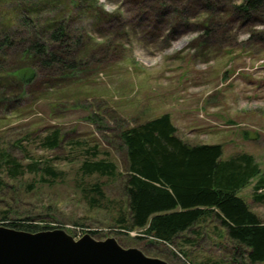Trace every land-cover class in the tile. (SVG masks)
<instances>
[{"label":"rangeland","instance_id":"1","mask_svg":"<svg viewBox=\"0 0 264 264\" xmlns=\"http://www.w3.org/2000/svg\"><path fill=\"white\" fill-rule=\"evenodd\" d=\"M99 3L122 17L109 27L88 31L87 37L100 45L107 40L104 36L113 40L112 32L118 30L123 35L116 44L120 54L104 58L95 53L85 60L83 73L65 83L50 89L33 83L28 91L7 92L10 108L0 105V152L5 150L26 169L34 162L40 169L17 180L0 171L5 183L0 191V225L27 222L63 229L74 238L80 234L96 240L115 238L123 247L138 248L149 257L189 264L179 249L172 252L151 239L139 238L137 231L126 234L118 228V208L127 206V156L120 132L168 114L184 141L222 144L225 160L250 154L260 167L259 178H264V16L260 12L258 18L239 15L234 20L220 12L215 21H209L219 22L220 28L207 30L201 24L202 17L208 19L206 13L198 14L188 28L171 25V16L165 14L160 26L149 28V23L140 25L143 19L135 15L136 9L143 8L138 3ZM236 3L219 0L225 8L217 5L214 12ZM9 64L1 69V76L23 67L20 62ZM56 130L62 131L60 147L46 149L45 137ZM86 160L112 162L119 176L85 177L81 166ZM47 166L59 173L56 181L45 173ZM259 178L238 195L264 221V204L253 200ZM95 185L105 194L100 206L91 204ZM28 219L32 221H24ZM197 229L199 237L187 233L178 242L189 259L194 264H231L234 246L220 223L209 218ZM185 239L194 242L185 243Z\"/></svg>","mask_w":264,"mask_h":264},{"label":"trees","instance_id":"2","mask_svg":"<svg viewBox=\"0 0 264 264\" xmlns=\"http://www.w3.org/2000/svg\"><path fill=\"white\" fill-rule=\"evenodd\" d=\"M131 1L143 7L136 9L135 15L143 19L140 25L149 23V28L153 24L160 26L165 14L171 16V25L188 28L198 14L206 13L208 19L201 18L206 29L220 28L217 21L213 25L209 23L215 21L220 12L228 13L227 17L234 20L239 15L246 18L264 16V0H243L239 7L216 12L217 5V8L224 6L218 4L219 0ZM115 14L105 11L99 0H0V72L8 63L11 66L17 62L23 64L19 70H6L7 76L0 75V105L10 108L11 102L5 97L7 92H25L26 88L28 91L33 83H44L47 89L65 83L72 75L83 73L82 65L95 53L99 52L104 58L118 56L120 50L116 44L123 37L118 30L112 32L113 40L104 36L107 40L100 45L87 37L88 31L109 27L122 17ZM90 42L94 47L92 51ZM101 63L98 61L99 65ZM44 78L47 80L43 81ZM119 138L127 156L124 177L127 206L118 208L116 221L122 232L137 231L141 234L139 238L151 239L172 252L179 249L182 257L194 264L178 242L187 233L199 237L197 226L215 218L234 246L231 264L264 263V221L238 195L260 176V167L253 156L242 153L225 160L222 144L192 145L179 137L168 114L123 129ZM62 139V131L56 130L45 137L43 145L56 150ZM0 171L17 180L28 171L37 173L40 169L36 162L26 169L14 156L2 150ZM81 171L85 177L119 176L117 166L105 160H86ZM45 173L53 181L59 178V173L51 166H47ZM4 187L0 179V191ZM263 190L264 178L260 177L253 191V200L258 204H264ZM92 192L91 204L100 206L106 200L102 187L95 185ZM10 224L7 227L32 233L56 229L27 222ZM185 240V243L194 242Z\"/></svg>","mask_w":264,"mask_h":264},{"label":"water","instance_id":"3","mask_svg":"<svg viewBox=\"0 0 264 264\" xmlns=\"http://www.w3.org/2000/svg\"><path fill=\"white\" fill-rule=\"evenodd\" d=\"M0 264H170L115 238L76 239L63 229L36 233L0 225Z\"/></svg>","mask_w":264,"mask_h":264},{"label":"clouds","instance_id":"4","mask_svg":"<svg viewBox=\"0 0 264 264\" xmlns=\"http://www.w3.org/2000/svg\"><path fill=\"white\" fill-rule=\"evenodd\" d=\"M242 2H243V0H237L236 6H237V7L241 6ZM256 27H257L258 30L261 28V26H256ZM191 35L193 36V38H195V35H196V34L193 33V34H191ZM249 35H250V34H249Z\"/></svg>","mask_w":264,"mask_h":264},{"label":"crops","instance_id":"5","mask_svg":"<svg viewBox=\"0 0 264 264\" xmlns=\"http://www.w3.org/2000/svg\"><path fill=\"white\" fill-rule=\"evenodd\" d=\"M200 145H216V144L215 143H213V144H205V143H202ZM225 153H226V149H225V147H223V157H225Z\"/></svg>","mask_w":264,"mask_h":264},{"label":"built area","instance_id":"6","mask_svg":"<svg viewBox=\"0 0 264 264\" xmlns=\"http://www.w3.org/2000/svg\"><path fill=\"white\" fill-rule=\"evenodd\" d=\"M83 236V234H80L76 239H79V238H81Z\"/></svg>","mask_w":264,"mask_h":264}]
</instances>
